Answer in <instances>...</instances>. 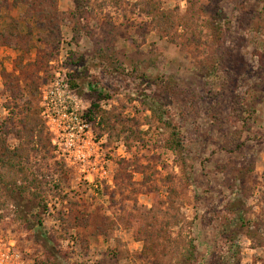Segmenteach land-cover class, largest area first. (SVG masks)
<instances>
[{"label":"rangeland","instance_id":"obj_1","mask_svg":"<svg viewBox=\"0 0 264 264\" xmlns=\"http://www.w3.org/2000/svg\"><path fill=\"white\" fill-rule=\"evenodd\" d=\"M29 4L50 12L58 43L37 38L38 9L0 0V136L22 127L29 94L45 124L43 146L6 138L40 183L0 185V264H264V0ZM18 57L26 77H3ZM58 70L91 123L94 183L58 155L43 116Z\"/></svg>","mask_w":264,"mask_h":264},{"label":"trees","instance_id":"obj_2","mask_svg":"<svg viewBox=\"0 0 264 264\" xmlns=\"http://www.w3.org/2000/svg\"><path fill=\"white\" fill-rule=\"evenodd\" d=\"M17 2H24L27 4V8H29V12H32L36 9H38L39 11L35 14V21L37 23V38L39 39V41L41 43H45V41L50 42L52 44L53 47L57 46V38L53 37L50 33L51 30V26H52V19H51V15L50 12L47 11V9H43L40 5H30V0H17ZM4 6V5H3ZM151 15L155 14V11L150 13ZM28 15H30V13H28ZM159 18V22L161 24L164 23H168L169 19L164 17V14L158 15ZM163 22V23H162ZM17 29H13V31H11V33H7V36H9L10 38H14L13 36L17 35L18 36V31H16ZM52 30H53V26H52ZM28 32V31H27ZM27 35L32 38V34L30 33V31L27 33ZM46 44V43H45ZM10 48L12 50H22L24 53H28L29 49L25 48V47H20L16 44L10 45ZM38 62L43 60V63L47 62L46 61V56H39L38 57ZM213 62V61H212ZM211 62V63H212ZM38 64V63H37ZM32 65H23V58L22 57H18L14 60V71L11 73H6L3 75V77H8L11 78L13 77L15 81H19L18 77H15V75H17L16 73H20L25 75L27 74V71L24 72V70H26V68L28 69L29 67H31ZM213 70L215 71V77L220 76L219 72L221 70V62L219 61V58H215L214 59V66L212 67ZM219 71V72H218ZM5 72V71H4ZM225 78V77H224ZM224 80V79H221ZM226 81V79H225ZM71 88L73 89L74 87ZM74 90V89H73ZM91 91H95L94 90V86L90 87ZM75 91V90H74ZM31 94H29V98L24 101L23 103V113H22V119H21V126L20 128H16V129H11L9 132H7L4 136H0V185H9L7 186L11 193L14 194L15 192H19L20 194H24V192H30L32 188H34V186H36V183H40L37 182V180H33L31 182H27V172H26V166L29 162V157H27L24 154V147L22 145H20V143L18 145H16L15 147H10L8 140L6 139L8 136L11 135H16L17 136V140L20 139L23 131H26L27 133H30V142L29 144H31L32 140H33V144H39L43 146V142H42V136L43 135V129H45V124L44 122H41V117H40V109L39 107H37V105H34L32 103V95L30 97ZM92 108L94 110H99V105L98 104H93ZM250 111V110H249ZM251 112V111H250ZM33 122L34 125L33 127L29 128L28 124L30 122ZM29 136V135H27ZM36 139V140H34ZM28 144V145H29ZM26 145V147L28 146ZM64 168L63 166H58L57 168V174L58 176H64L66 175V171H63ZM6 177L9 178L8 180H6ZM21 177L23 178V182H21L22 185L18 186V182H17V178ZM33 196L36 197V194L33 193ZM42 209V211H45L46 209V204L44 201H40V205H39ZM35 225H33V227H42V222L40 219V214L35 216V220H34Z\"/></svg>","mask_w":264,"mask_h":264},{"label":"built area","instance_id":"obj_3","mask_svg":"<svg viewBox=\"0 0 264 264\" xmlns=\"http://www.w3.org/2000/svg\"><path fill=\"white\" fill-rule=\"evenodd\" d=\"M42 109L54 134L52 143L58 155L70 166L80 168L84 180L94 183L93 175L103 171L102 165L95 163L97 144L91 135L86 109L63 70L53 73L52 81L44 91Z\"/></svg>","mask_w":264,"mask_h":264},{"label":"crops","instance_id":"obj_4","mask_svg":"<svg viewBox=\"0 0 264 264\" xmlns=\"http://www.w3.org/2000/svg\"><path fill=\"white\" fill-rule=\"evenodd\" d=\"M10 55V54H9Z\"/></svg>","mask_w":264,"mask_h":264}]
</instances>
